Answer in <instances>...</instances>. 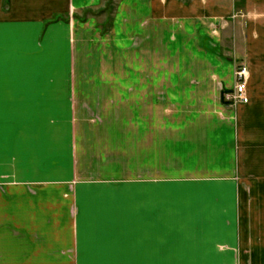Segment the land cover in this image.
<instances>
[{
  "label": "crops",
  "instance_id": "obj_1",
  "mask_svg": "<svg viewBox=\"0 0 264 264\" xmlns=\"http://www.w3.org/2000/svg\"><path fill=\"white\" fill-rule=\"evenodd\" d=\"M1 6L0 264H264V0Z\"/></svg>",
  "mask_w": 264,
  "mask_h": 264
},
{
  "label": "built area",
  "instance_id": "obj_2",
  "mask_svg": "<svg viewBox=\"0 0 264 264\" xmlns=\"http://www.w3.org/2000/svg\"><path fill=\"white\" fill-rule=\"evenodd\" d=\"M235 84L224 92V97L232 104L248 101L246 95V84L249 77V68L245 62H239L234 70Z\"/></svg>",
  "mask_w": 264,
  "mask_h": 264
},
{
  "label": "rangeland",
  "instance_id": "obj_3",
  "mask_svg": "<svg viewBox=\"0 0 264 264\" xmlns=\"http://www.w3.org/2000/svg\"><path fill=\"white\" fill-rule=\"evenodd\" d=\"M117 0H104V6L99 8L97 12L95 13L96 15H102V19L100 22V25H102L103 30L105 31L108 25L110 24L112 20V13H114V9L116 6ZM1 7H2V16L5 15V17L2 19V22L6 19V15H8L9 11L12 8V0H1ZM84 17H88V13L84 12L82 15ZM52 20H58V19H64V20H70L69 15H55Z\"/></svg>",
  "mask_w": 264,
  "mask_h": 264
}]
</instances>
